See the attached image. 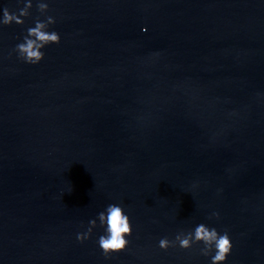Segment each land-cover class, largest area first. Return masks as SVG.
I'll use <instances>...</instances> for the list:
<instances>
[{"label":"water","instance_id":"95a60500","mask_svg":"<svg viewBox=\"0 0 264 264\" xmlns=\"http://www.w3.org/2000/svg\"><path fill=\"white\" fill-rule=\"evenodd\" d=\"M31 2L0 25V264H211L159 247L199 224L264 264V0H43L60 43L37 65L14 51ZM109 204L132 235L105 258Z\"/></svg>","mask_w":264,"mask_h":264},{"label":"clouds","instance_id":"9594fccd","mask_svg":"<svg viewBox=\"0 0 264 264\" xmlns=\"http://www.w3.org/2000/svg\"><path fill=\"white\" fill-rule=\"evenodd\" d=\"M32 6L31 0H25L24 7L19 8L16 12H11L7 7L3 8L0 25L10 26L13 23L23 25L24 19L30 15ZM36 7L44 19L41 20L37 17L34 27L27 29L23 42L18 43L14 49L18 58L29 65H37L44 59L42 50L45 47L60 43V35L56 31L48 30L51 25L56 23L54 17L46 15L49 11L48 3L38 0ZM212 215L219 218L218 213ZM209 218L211 219V217ZM97 219L101 227L106 226L105 233L98 239L99 248L105 258L125 251L129 243L127 238L132 235V227L124 209L120 205L109 204L104 212L98 214ZM96 226V220H90L87 232L78 233L77 240L83 243L91 236L92 230ZM194 244L203 245L201 249L203 256L207 257L214 252V255H211V264H225L232 250V243L227 231L220 234L215 228H209L204 224H199L194 231L178 233L174 241H170L166 237L159 241V247L164 251L177 245L183 250H189Z\"/></svg>","mask_w":264,"mask_h":264}]
</instances>
